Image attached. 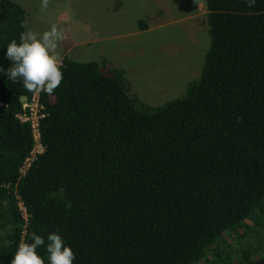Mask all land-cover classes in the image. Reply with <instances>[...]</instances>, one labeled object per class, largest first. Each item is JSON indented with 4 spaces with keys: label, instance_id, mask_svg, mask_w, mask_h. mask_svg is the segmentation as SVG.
<instances>
[{
    "label": "trees",
    "instance_id": "trees-1",
    "mask_svg": "<svg viewBox=\"0 0 264 264\" xmlns=\"http://www.w3.org/2000/svg\"><path fill=\"white\" fill-rule=\"evenodd\" d=\"M202 1V71L161 105L107 59L65 53L61 85L42 94L45 151L25 173L35 140L17 114L34 93L0 74V264L57 230L75 264H264V0ZM26 18L0 0L5 69Z\"/></svg>",
    "mask_w": 264,
    "mask_h": 264
},
{
    "label": "rangeland",
    "instance_id": "rangeland-1",
    "mask_svg": "<svg viewBox=\"0 0 264 264\" xmlns=\"http://www.w3.org/2000/svg\"><path fill=\"white\" fill-rule=\"evenodd\" d=\"M15 1L27 11L26 31L42 34L54 24L64 31L59 58L107 59L126 70L132 91L150 105L183 95L202 71L210 43L202 0H49L45 11L40 0ZM227 241L240 252L231 236Z\"/></svg>",
    "mask_w": 264,
    "mask_h": 264
},
{
    "label": "clouds",
    "instance_id": "clouds-1",
    "mask_svg": "<svg viewBox=\"0 0 264 264\" xmlns=\"http://www.w3.org/2000/svg\"><path fill=\"white\" fill-rule=\"evenodd\" d=\"M249 6L255 0H246ZM41 11L47 10L49 0H40ZM65 33L57 25L41 33L22 32L19 41L13 39L5 52V58L11 66L5 69L0 65V74L13 83L22 82L28 92L54 94L64 79L63 65L57 55ZM44 247L47 256H41L37 249ZM77 253L67 244L59 230L45 238L35 232L31 234V242L18 245L11 264H75Z\"/></svg>",
    "mask_w": 264,
    "mask_h": 264
},
{
    "label": "built area",
    "instance_id": "built-area-1",
    "mask_svg": "<svg viewBox=\"0 0 264 264\" xmlns=\"http://www.w3.org/2000/svg\"><path fill=\"white\" fill-rule=\"evenodd\" d=\"M42 94L43 93H34L30 99H25L22 110L17 114L20 121L30 124L35 140L34 147L21 168L22 173H25L32 165L33 161L45 151V145L41 139V123L46 117ZM22 209L25 211L24 206H22Z\"/></svg>",
    "mask_w": 264,
    "mask_h": 264
},
{
    "label": "crops",
    "instance_id": "crops-1",
    "mask_svg": "<svg viewBox=\"0 0 264 264\" xmlns=\"http://www.w3.org/2000/svg\"><path fill=\"white\" fill-rule=\"evenodd\" d=\"M64 54H65V53H64ZM64 54H62V56H63ZM62 56H61L59 59H61V58H62Z\"/></svg>",
    "mask_w": 264,
    "mask_h": 264
}]
</instances>
